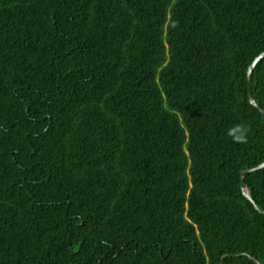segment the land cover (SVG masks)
<instances>
[{"label":"trees","instance_id":"1","mask_svg":"<svg viewBox=\"0 0 264 264\" xmlns=\"http://www.w3.org/2000/svg\"><path fill=\"white\" fill-rule=\"evenodd\" d=\"M262 51L264 0H0V264H264Z\"/></svg>","mask_w":264,"mask_h":264},{"label":"water","instance_id":"2","mask_svg":"<svg viewBox=\"0 0 264 264\" xmlns=\"http://www.w3.org/2000/svg\"><path fill=\"white\" fill-rule=\"evenodd\" d=\"M263 56H264V51H262L260 54H258V55L254 58V60H253L252 63L249 65L248 70H247V85H248V95H249V100H250V102H251L253 105H255V106H257V104H256V102H255V100H254V97H253V95H252V91H251V80H250V74H251V71H252V69H253L255 63H256L259 59H261ZM260 113H261V115H262V117H263V119H264V111L260 109ZM262 167H264V162H262V163H260V164H258V165H256V166H254V167H251V168L245 169V170H243V171L241 172V174H240V177H241V187H242V192H243V194L245 195V197H247L250 201H252V203L254 204V206H255L256 208H257V205H256V204L254 203V201L252 200V198H251V196H250V194H249V191H248V189H247V187H246V185H245V183H244L243 177H244L245 174H247V173H249V172H251V171H254V170L260 169V168H262ZM244 255L247 256V254H244ZM226 256H227V255H223V256L221 257L220 264H222V260H223V258L226 257ZM253 260H254L257 264H261L258 260L254 259V258H253Z\"/></svg>","mask_w":264,"mask_h":264},{"label":"clouds","instance_id":"3","mask_svg":"<svg viewBox=\"0 0 264 264\" xmlns=\"http://www.w3.org/2000/svg\"><path fill=\"white\" fill-rule=\"evenodd\" d=\"M250 127L246 123H238L230 127L227 135L231 138L232 142L244 144L248 142V135Z\"/></svg>","mask_w":264,"mask_h":264}]
</instances>
